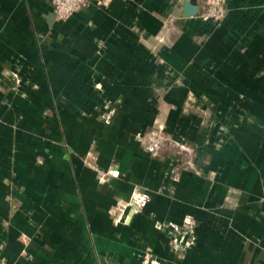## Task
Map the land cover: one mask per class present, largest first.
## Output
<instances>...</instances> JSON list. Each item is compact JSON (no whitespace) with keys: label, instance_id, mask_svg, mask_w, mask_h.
Segmentation results:
<instances>
[{"label":"crops","instance_id":"0c3cea01","mask_svg":"<svg viewBox=\"0 0 264 264\" xmlns=\"http://www.w3.org/2000/svg\"><path fill=\"white\" fill-rule=\"evenodd\" d=\"M197 12L0 0V264H264V0Z\"/></svg>","mask_w":264,"mask_h":264},{"label":"built area","instance_id":"2783aa9c","mask_svg":"<svg viewBox=\"0 0 264 264\" xmlns=\"http://www.w3.org/2000/svg\"><path fill=\"white\" fill-rule=\"evenodd\" d=\"M90 0H51L52 12L56 19H68L75 12L87 7ZM227 12V0H203L197 16L203 21L219 23Z\"/></svg>","mask_w":264,"mask_h":264},{"label":"water","instance_id":"95a60500","mask_svg":"<svg viewBox=\"0 0 264 264\" xmlns=\"http://www.w3.org/2000/svg\"><path fill=\"white\" fill-rule=\"evenodd\" d=\"M196 12L195 0H185V15H194Z\"/></svg>","mask_w":264,"mask_h":264}]
</instances>
